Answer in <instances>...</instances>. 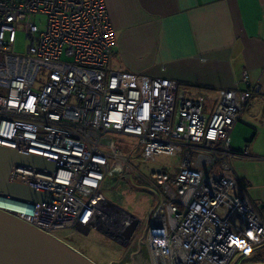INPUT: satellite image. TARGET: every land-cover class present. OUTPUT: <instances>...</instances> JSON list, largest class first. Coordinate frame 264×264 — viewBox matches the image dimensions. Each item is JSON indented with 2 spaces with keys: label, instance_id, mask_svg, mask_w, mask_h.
<instances>
[{
  "label": "built area",
  "instance_id": "2783aa9c",
  "mask_svg": "<svg viewBox=\"0 0 264 264\" xmlns=\"http://www.w3.org/2000/svg\"><path fill=\"white\" fill-rule=\"evenodd\" d=\"M19 29L32 39L26 55L11 52ZM115 43L106 0H0V145L55 163H14L10 179L60 196L45 204L0 194V209L47 233L96 229L133 245L145 225L104 192L128 166L115 142L123 134L138 139L142 161L181 156L175 171L138 175L156 197L151 264H230L264 245V217L232 164L251 157L234 149L232 131L260 86L220 89L212 105L176 79L111 68Z\"/></svg>",
  "mask_w": 264,
  "mask_h": 264
},
{
  "label": "crops",
  "instance_id": "0c3cea01",
  "mask_svg": "<svg viewBox=\"0 0 264 264\" xmlns=\"http://www.w3.org/2000/svg\"><path fill=\"white\" fill-rule=\"evenodd\" d=\"M106 2L116 28L111 68L176 79L206 97L260 86L232 131L238 129L234 149L247 147L251 157L239 155L232 164L264 217V0ZM234 264H264V245Z\"/></svg>",
  "mask_w": 264,
  "mask_h": 264
},
{
  "label": "water",
  "instance_id": "95a60500",
  "mask_svg": "<svg viewBox=\"0 0 264 264\" xmlns=\"http://www.w3.org/2000/svg\"><path fill=\"white\" fill-rule=\"evenodd\" d=\"M14 163L37 168H55L52 160L0 145V194L28 203L52 204L53 199L60 198L58 194L13 182L10 179V173ZM149 217L125 258L119 263L111 264H144L145 259L140 258L142 256L138 245L142 242L143 248L147 249L145 233ZM135 226L136 224L129 228L128 238L132 237ZM242 254L240 253L232 264ZM0 264L97 263L56 235L47 233L14 214L0 209Z\"/></svg>",
  "mask_w": 264,
  "mask_h": 264
},
{
  "label": "rangeland",
  "instance_id": "374dc122",
  "mask_svg": "<svg viewBox=\"0 0 264 264\" xmlns=\"http://www.w3.org/2000/svg\"><path fill=\"white\" fill-rule=\"evenodd\" d=\"M36 19L40 29H46L47 17L45 15H37ZM31 42L32 39L27 32L19 29L11 52L17 55H26L27 47ZM39 84H36V88L39 87ZM207 98L212 105L217 100V97ZM241 126L242 124L239 123L238 128ZM237 133L238 129L234 130L232 136L234 140L237 137ZM115 137L116 145L122 149L125 157L128 158V166L125 169V173L130 170L131 173L129 177H127L128 173H119L115 174L113 178H107L104 192L111 199L116 200L125 209L137 216L141 224L145 225L156 204V197L152 192L151 186L140 179L138 175H141L142 172H146L145 174L148 175L152 170H161L166 167L170 168L171 171H175L178 169L181 156L161 154L155 160L142 161L141 146L136 137L123 134H118ZM239 138L243 140L245 137L241 138L239 136ZM124 174L125 180L122 178ZM138 232H140V229ZM51 234L68 242L72 247L83 252L97 264L119 263L125 258L132 246L130 244L127 246L120 245V243L113 241L109 236L96 229L88 233H81L68 228L55 231Z\"/></svg>",
  "mask_w": 264,
  "mask_h": 264
},
{
  "label": "flooded vegetation",
  "instance_id": "af4514ba",
  "mask_svg": "<svg viewBox=\"0 0 264 264\" xmlns=\"http://www.w3.org/2000/svg\"><path fill=\"white\" fill-rule=\"evenodd\" d=\"M144 244L142 242H139V245H138V248H139V253L141 254L142 259H145L144 260V264H150V261H149V256H148V251L146 248H143ZM116 263V262H115Z\"/></svg>",
  "mask_w": 264,
  "mask_h": 264
},
{
  "label": "trees",
  "instance_id": "16d2710c",
  "mask_svg": "<svg viewBox=\"0 0 264 264\" xmlns=\"http://www.w3.org/2000/svg\"><path fill=\"white\" fill-rule=\"evenodd\" d=\"M137 159V158H136ZM133 161H135V160H133ZM260 212H261V210H260ZM262 214V213H261Z\"/></svg>",
  "mask_w": 264,
  "mask_h": 264
}]
</instances>
